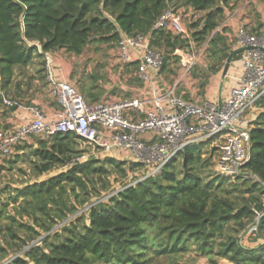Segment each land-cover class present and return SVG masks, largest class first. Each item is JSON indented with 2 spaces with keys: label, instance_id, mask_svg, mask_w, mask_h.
Instances as JSON below:
<instances>
[{
  "label": "trees",
  "instance_id": "16d2710c",
  "mask_svg": "<svg viewBox=\"0 0 264 264\" xmlns=\"http://www.w3.org/2000/svg\"><path fill=\"white\" fill-rule=\"evenodd\" d=\"M237 1L186 0L195 16L188 27L190 37L153 31L150 46L164 54L161 73L175 72L180 57L174 52L187 49L191 38L195 45L205 44L208 71H220L235 48L225 35L227 28L219 26ZM172 2L0 0V101L2 94L20 95L19 85L12 92L17 70L27 72L37 58L45 70V53L65 50L80 56L91 45H116L120 30L131 35L149 33L154 22L173 8ZM130 66L134 73L136 64L125 65L124 72ZM93 79L96 82L99 76ZM79 88L82 95L90 91ZM93 98L100 101L99 96ZM261 103L264 96L256 106ZM254 119L250 155L235 179L243 181L241 185L250 183L247 192L264 195V113ZM212 142L186 146L179 155L181 161L175 158L154 176L126 185L107 202L91 204L88 217L82 214L52 231L93 197H101V187L106 188L114 173H126L129 160L110 155L71 164L85 152L84 140L61 132L40 138L28 157L35 179L11 188L5 199L0 196V264H152L161 258H171L169 263L175 264L189 252L212 264H219V258L231 264H264V243L248 248L240 236L249 230L264 235V206L258 196L239 205L224 194L222 176H205L219 146L211 149L205 161L202 146ZM140 166L129 161L132 170Z\"/></svg>",
  "mask_w": 264,
  "mask_h": 264
},
{
  "label": "built area",
  "instance_id": "2783aa9c",
  "mask_svg": "<svg viewBox=\"0 0 264 264\" xmlns=\"http://www.w3.org/2000/svg\"><path fill=\"white\" fill-rule=\"evenodd\" d=\"M184 15L174 8L165 11L153 24L149 33L131 35L120 30L114 47L122 68L136 64L134 77L143 83L133 96H119L88 102L72 84L56 78L54 60L45 53V73L50 94L60 109L49 118L37 104H24L7 98L5 108L23 110L29 116L22 122L0 128V159L11 157L16 148L31 138L52 137L58 132L73 133L106 156L126 153V159L144 164L145 180L177 158L186 146L214 139L220 143L217 167L226 178L243 173L242 166L249 158L251 123L249 113L264 96V21L258 33L245 24L236 28L235 49L248 47L241 53L242 75L222 102L198 104L178 95V84H168L162 76L164 54L150 46L152 32L170 31L174 35L190 37ZM224 19L219 29L224 27ZM190 39L187 49H176L184 68H191L201 52L194 51ZM124 71V69H123ZM85 152L71 164L90 159ZM98 159V158H96ZM261 213H258V224Z\"/></svg>",
  "mask_w": 264,
  "mask_h": 264
},
{
  "label": "rangeland",
  "instance_id": "374dc122",
  "mask_svg": "<svg viewBox=\"0 0 264 264\" xmlns=\"http://www.w3.org/2000/svg\"><path fill=\"white\" fill-rule=\"evenodd\" d=\"M239 0L238 2H240ZM171 6L175 9L180 11L184 15V22L189 27L191 22L194 20L193 11L190 7L187 6L186 0H173ZM200 14L197 15V18H199ZM258 20V19H257ZM261 22L258 20L257 24H260ZM101 49V51H96V48ZM114 46H109L108 44H98V45H91L90 47H87L86 50L83 52L80 56H74L68 54L65 50L63 51L64 55H66V60L69 61L70 64L73 65V78L70 79V83L78 90L81 89L79 87L83 86L86 89H89L88 93L83 94L84 97L88 102H96L94 100V96H99L104 93V85L107 83H112V79L110 77L116 78V85H119L120 82H123V69L121 66V63L119 61L118 56L114 53ZM205 47L204 45H195L196 52H201L202 49ZM34 65V66H33ZM33 65L29 66V69L27 72H21L19 70L16 71L15 75L13 76V86L12 92L16 91V86L19 85V91L20 95L17 96L14 93L7 96V98L20 100L24 104L31 102L30 98H32V94L34 96H37L38 99L45 101L46 98L49 103H52L53 101L57 102V99L53 97L50 94V88L46 79V74L43 66L42 59L36 60ZM32 66L34 70H37V75L34 71V74H32ZM175 69L179 70L178 63L176 66H174ZM31 68V71H30ZM55 70V65H54ZM36 75V76H35ZM93 76H99V79L95 82L93 79ZM162 76L165 79L166 82L172 83L174 76L172 75V72H169V70H165L162 72ZM37 79V82L35 80ZM57 79L58 76H56ZM60 80V79H59ZM136 84V82H135ZM114 85V83H112ZM138 87H143V83L137 82ZM112 88V87H111ZM117 88V89H116ZM113 89L110 91V93H116V91H119V87L113 86ZM1 93H3L0 90ZM47 96H46V94ZM49 94V96H48ZM99 94V95H98ZM53 99V100H52ZM55 99V100H54ZM32 104V103H31ZM37 104V103H36ZM39 105V104H38ZM41 107V105H39ZM7 108L3 105V102L0 101V128L5 125L6 120L3 121V116H6L7 114ZM264 113V103L258 104L254 107L253 110L249 113L250 117L256 118L259 115ZM255 120V119H254ZM40 139V137H34L30 139V142H27L24 144V148L21 151H16L11 157L8 158H1L0 159V196L2 199H5L9 196L11 188H17L19 186L24 185L27 182H31L35 179V174L31 172L30 170V162L28 157L31 154L33 148L37 147V142ZM220 143L218 142H212L210 144L203 143L202 146V153L204 161L207 160L211 154V149ZM82 148L85 149V153L90 155L89 157L91 159H103L105 154H103V151L99 148H94L93 146H90L86 143H82ZM219 151H216L214 154V158L211 161L208 172L205 174L209 179L217 176H222L218 170L217 167V161L219 158ZM19 154V155H17ZM25 154V155H24ZM118 156V159L126 161V153L122 151H117L114 153ZM24 155V157H23ZM27 157V160L24 162V158ZM179 157V156H178ZM15 161V162H14ZM179 161H181V157H179ZM13 162V163H11ZM126 173L122 174L120 172L114 173L111 178L108 180V183L106 185V188L102 189V184L99 182V188L101 187L102 190V196L101 197H93L89 204L86 206L80 207L79 211L76 212L73 215H70L68 220L62 222L61 224L57 225L52 231L57 230L58 228L62 227L64 224H66L69 220L75 219L77 216H80L82 214H85V216L88 217V208L93 203L98 202H107L109 197L114 195L119 190H122L126 185H134L137 183L138 180H140L141 176H144L146 174V167L143 164L139 168H136L134 170L130 169L129 167V161L126 165ZM60 170H65L64 168H60ZM59 171V170H58ZM247 172V171H246ZM248 176V175H247ZM48 176L42 177V179H46ZM223 177V176H222ZM254 177V176H253ZM225 180V188L227 191L224 192V194L230 196L232 199L236 200L239 205H242L244 203V200H251L252 196H258L260 197L261 204L264 206V195H261L259 191L254 192H247V189L250 187V183H243L241 180H236L235 178H226L223 177ZM10 188H7L9 187ZM4 189V190H3ZM83 194V193H82ZM71 201H73V197L71 198ZM252 228V227H251ZM46 234L43 235V237ZM241 242L243 246L245 247H256L262 243H264V235L258 236L255 233L253 234L251 230L241 233ZM39 240L41 238H38ZM23 252H20L18 255L22 254ZM169 260H172L171 258H161L159 260H156L152 264H170ZM219 264H231L227 259L219 258L217 259ZM175 262V261H174ZM175 264H212L210 259L206 257H198L195 252H189L185 256L180 257L177 259Z\"/></svg>",
  "mask_w": 264,
  "mask_h": 264
},
{
  "label": "crops",
  "instance_id": "0c3cea01",
  "mask_svg": "<svg viewBox=\"0 0 264 264\" xmlns=\"http://www.w3.org/2000/svg\"><path fill=\"white\" fill-rule=\"evenodd\" d=\"M238 1L231 4L232 7L227 10L225 14L226 16L224 18H228V22L224 25V27L227 28V32L225 33V35L226 37H228L229 43L232 45V48H235V32L236 28L239 25L245 24L253 33H258L264 21V0ZM257 19L261 22L260 24H257ZM63 51L64 50H58L51 53L55 65L54 73L61 81L70 83V79L73 78L74 67L69 63V61L66 60V55H64ZM237 56L238 57H235L232 63L229 65L226 75H224L225 66L216 73H210L208 71L210 61L208 60L205 51L202 52L197 63L191 68H184L183 63L180 59L178 63L179 70L175 69L174 67L175 72H172V75L174 76L172 83H167L169 85L177 83V93L185 100L192 101L198 104H202L204 102H222L228 98L230 89L236 84L237 79L242 75L241 54ZM40 59L41 58H37L34 61ZM33 66V72L31 71V68L30 71L32 72V74H34L35 71L37 75V70H34ZM132 70V66H130L126 68L125 72L122 71L123 82H120L119 85H116L115 83L116 78H113L111 76L110 79H112V83H114L115 87H119V91H116L115 94L110 93V91L116 90L117 88L113 89L114 85H112L111 82L107 83L106 85H104V90L107 91H104V93L100 95L99 100L114 99L122 95L133 96L137 94L139 90H141L142 86L138 87L137 82L135 84V77L133 76ZM35 82H37V79L35 80ZM31 96V102H28L26 104L37 103V105H41L40 108L49 118H53L55 116V113L60 109L58 101L49 103L47 98L45 101H43L38 99L37 96H34L33 94ZM28 116V112H25L23 110L10 109L7 112L6 116H3V121L6 120V123L1 128L16 125L22 122L24 119H27Z\"/></svg>",
  "mask_w": 264,
  "mask_h": 264
},
{
  "label": "water",
  "instance_id": "95a60500",
  "mask_svg": "<svg viewBox=\"0 0 264 264\" xmlns=\"http://www.w3.org/2000/svg\"><path fill=\"white\" fill-rule=\"evenodd\" d=\"M248 49V47H239V48H236L235 50H233L227 60H226V65H225V70H224V75H226V72H227V69L229 67V65L232 63V61L234 60V58L237 56V55H240L242 52L246 51ZM14 109V108H12Z\"/></svg>",
  "mask_w": 264,
  "mask_h": 264
}]
</instances>
